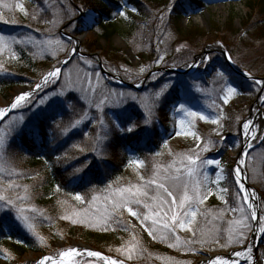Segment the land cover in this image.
Instances as JSON below:
<instances>
[{
  "label": "snow or ice",
  "instance_id": "6c2138e0",
  "mask_svg": "<svg viewBox=\"0 0 264 264\" xmlns=\"http://www.w3.org/2000/svg\"><path fill=\"white\" fill-rule=\"evenodd\" d=\"M4 7L8 8L9 5L5 4ZM16 7L26 16L28 15L23 5L18 4ZM57 7L61 8V17L44 19V23L56 24L58 31L45 32L44 39L31 32L19 38L0 33V52L9 50L13 59L17 58L15 55L17 50L23 52L31 48H39L41 51L54 49L53 56L58 52L64 53V59L57 58L51 70L43 75L34 87L30 86L18 92L8 106L0 108V232L19 231L22 228L37 240H43L35 230L36 223L40 217L44 219L47 217L39 213L37 208L25 206L32 198L31 192L28 185L19 181L27 174L15 171L14 164L19 152L23 151L17 141L23 142L25 138H30L33 145L39 143L43 147H48L52 144L51 152L60 153L55 155V161L57 163L64 161L67 165L65 171L71 169L73 179L69 183L88 190L84 195L79 192L75 195L66 193L82 206L80 211L74 212L75 216L81 217L89 226L99 224L102 229L107 230L109 224L115 223L122 225L123 230L127 231L128 225L122 223L123 214L127 212L130 217L142 222L144 230L150 237L156 239L159 235L162 243H167L168 248L177 251L195 253L198 251L197 245L202 247L210 242L220 244L223 238V230L217 229L211 241L204 239L203 229L194 226L198 213L207 216V211L200 212L199 206L203 205L206 199L202 188L204 181L209 179L207 166L215 165L213 169L215 180L212 183L219 186L221 181L229 182L228 186L220 187L221 193L229 197L224 199L226 211L238 213L241 217L238 221H229V224H239L240 228L233 232L229 227L227 242L220 246L244 245L246 251L251 253V245L245 243L248 240L246 233L258 231L261 240L264 241V195L249 190L244 182L245 165L249 155L248 149L253 147L251 142L259 139L264 144V120L257 123L248 118L239 125L243 141L233 144L239 152L231 170L226 171L220 167L219 160L204 158L198 152L180 159H172L168 163L153 162L147 167L144 160L138 159L131 163L135 164L137 169L143 167L144 172L139 170L136 172L135 183L124 186L118 181H113L105 184L102 189L97 187L93 184L92 176L107 164L108 149L119 138L139 136L141 133L145 136L150 135L151 118L173 92L179 89L184 93V102L180 103L175 111L183 112L186 117L205 120L206 117L202 113L187 107L188 88L194 86L197 91H202V88L200 85L190 86L178 79H171L153 85L143 98L112 88L109 82L104 81L102 72L96 71L97 63L80 51V41L74 37L75 31L78 30L75 26L76 13L82 12V9L74 8L69 13L64 0H57ZM44 13L48 15L46 10ZM116 14L125 15L119 5ZM32 19L35 20L37 17L33 16ZM80 20L82 26L88 27L99 22L91 14L86 16L82 14ZM0 22L15 24L17 20L5 18L0 14ZM36 31L38 32L39 29ZM220 47L223 49L224 46L220 45ZM228 59L232 60L231 55ZM213 60L214 56L210 52L201 56L199 63L194 61L186 64V67L198 69L201 65H210ZM159 61H163V57H159ZM232 62L235 63L234 60ZM214 71L212 82L219 85V92L223 93L220 98L223 104L227 105L229 98L238 92L241 85L223 67ZM243 75L250 81L249 87L259 93L257 100L264 105V78L253 76L250 71ZM150 78L157 81V73L151 72ZM53 85L56 87H52ZM142 86V82L136 84L137 88ZM133 104L145 109L139 119L129 112ZM258 111L264 113V109ZM17 112L21 113L18 117L15 115ZM45 112H50L51 115L44 120L40 119V114ZM57 117L61 119L57 121ZM65 117L67 120L64 119ZM48 121L52 123L49 124ZM179 123L183 126L185 121L182 119ZM88 124H92L93 128L82 133L83 139L65 148V145L77 134V130L82 126L87 127ZM47 129L52 130L49 132ZM217 135H220L219 131ZM61 149L64 150L61 152ZM209 150L205 145L203 151ZM156 155L159 156L160 153ZM55 190L60 192L61 187L57 185ZM61 218L71 220L72 223L77 222L68 215ZM179 230L191 232V238L182 239L177 234ZM254 239L253 237V241ZM138 244L133 234L127 245L117 249V253L123 256V259L113 258L96 250L70 247L59 251L55 258L51 256L41 258L37 264H80L78 257L94 258L99 264H128L133 260V252ZM244 254L242 250L233 249L229 258L208 257L205 264H240L239 258ZM232 255L237 259H232ZM87 264H91V261H87ZM170 264H178V262L171 261Z\"/></svg>",
  "mask_w": 264,
  "mask_h": 264
},
{
  "label": "rangeland",
  "instance_id": "374dc122",
  "mask_svg": "<svg viewBox=\"0 0 264 264\" xmlns=\"http://www.w3.org/2000/svg\"><path fill=\"white\" fill-rule=\"evenodd\" d=\"M32 1L33 0H0V14H3L5 18H7V16L2 13L3 11H1V8L7 4L9 7L6 8V10L10 12L11 19L19 20L20 18V20H25L37 7V4ZM43 1L54 10L53 17L59 19L62 12L60 7H57V0ZM87 1L89 5L86 9L94 8V3L99 4V2H102V0ZM107 1L119 4L121 7L120 10L125 13V15H117V11L112 12L110 24L114 26L117 32L112 35L109 43L113 48L119 50L128 61V63H115L112 69L113 73H110L115 76L116 74L123 75L125 80L129 83H138L151 72H156L158 77L157 81H153L149 77L144 86L147 88L142 93H136L130 90H124L125 92H130L132 95L143 98L153 85L171 79H178L182 82H186L190 86L200 85L202 88V91H197L194 86L188 88L189 102L187 107L193 111L202 113L206 117L205 120H200L198 117H186L183 112L175 111L179 104L184 102V93L179 89L177 90L179 99L176 100V102H168L167 99L151 118L150 135L152 136L154 130L157 128L160 136V144L159 146H154L152 143L151 146H147L146 143V147L144 148H149L147 151L153 155V162L168 163L171 162L172 159H180L191 153L198 152L204 158L219 160L221 162L220 167L226 171L231 170L234 167L235 159L239 152V149L234 148L233 144L243 141V137L240 135L239 125L250 117L251 111L256 114L259 109H264V105L260 104L259 107H254L259 93L249 86L245 92L239 89L236 94L229 98V103L225 105L220 98L223 93L219 92V85L214 84L212 81L215 75L214 69L219 70L223 67L227 72L224 67L226 61L223 59L222 53L218 52L216 49L224 50L228 55H231L232 61H235V63H233L234 67L239 72L246 73L250 71L253 76L264 78V43L251 45V42L246 40V36L250 33L248 31L250 22L246 24L247 19L250 17V12L247 8V0H202L203 4L201 7H194L195 5L193 6L190 3L192 0H184L183 3H181L182 0H143L144 3L146 2L151 5H148L151 7L150 16L148 17L140 16L137 10L130 8L131 6L128 5L127 0ZM18 4L23 5L25 11L28 13L27 16L24 12L20 11V8L16 7ZM95 8L98 7L96 6ZM174 9L177 15L174 13ZM259 18L260 17H256L251 26L254 22H258ZM171 21L174 22L175 29L171 28ZM14 27H17V30L13 29L15 33H13V35L17 37L20 36V26ZM216 29L220 31L225 30V32H228L230 29L232 30L237 40V51L236 49L231 50L225 47L221 49L220 45H223V43L220 42V38L215 39L214 34L209 37V42H205V40L202 39L196 41L193 45L185 41V38L183 39L181 36V34L188 31L190 32L191 30L196 33L204 31L206 35L209 36L208 34L210 33L211 35L213 33L212 31ZM46 30L50 33H56L58 27L56 24H50L49 26L46 25ZM174 31L179 33L182 31L179 35L180 41L176 38ZM102 34L103 30L101 29H96L94 32L86 34L82 43L83 49L86 50L88 47L92 49V52H99L100 56H102L103 50L108 48L106 40L100 36ZM220 35L221 34H219L218 37ZM257 35L258 32L255 31L250 37L252 39H257ZM225 40H227L226 37ZM136 41L139 45L136 44ZM145 43H147V45L144 47ZM212 45L214 48L210 49V52L214 56L213 62L210 65H201L198 69H193L196 71H194L195 74H201L199 79L190 76L171 74L165 71L170 68L185 70L187 68L186 64L193 63L196 56H199L207 47H212ZM246 45L251 46L247 49L244 47ZM210 52H208V54ZM10 57H12V53L9 50L0 52L1 69H12V63L9 61ZM53 57L55 60L48 63L50 70L51 66L56 63L57 58L60 60L64 59V53L58 52L56 56ZM159 57H163V61H159ZM141 69H143V71H141ZM73 71H76L75 66H73ZM96 71L99 72L97 68ZM161 73H163L162 76ZM35 74L36 73H34V75ZM240 79L250 83L248 79ZM104 81L106 82L105 79ZM34 85L35 84L31 82L29 84L17 86L12 91L4 94L0 93V108L8 106L15 94L28 89L30 86L34 87ZM52 87L56 86L53 85ZM115 87L119 91L122 90L120 87ZM171 96L172 95H170V97ZM141 103H143V101H141ZM162 109L165 110L166 115V119L164 120L162 119V114H160ZM133 110L139 113L145 111V109L136 104H133V106L129 108L130 113ZM15 115L18 117L20 113L17 112ZM259 116L261 117V115ZM182 119L185 121L183 126L179 123ZM213 120L217 122L213 123ZM260 120H264V113H262V118H260ZM189 121H191V123H189ZM51 123L50 121V124ZM217 131L220 132V135H217ZM142 135L144 136L143 133ZM143 140L146 141V139ZM205 145L210 149L208 152L203 151ZM252 145L253 147L248 149L249 155L246 158L245 171L250 184L258 188L264 195V144L257 139L252 142ZM156 153H160V155L157 156ZM138 159L143 160L138 156L130 158L125 167L127 175L117 177L118 180L123 182L124 186L128 183L136 182V172L138 170L142 173L144 172L143 167L137 169L136 165L131 163ZM145 166L147 167L146 163ZM215 167V165L207 166L209 179L204 181V187L202 188V192L206 195V199L203 205L199 206L200 212L207 211V216L205 217L198 213L197 221L194 226L203 229L205 233L203 238L209 241H211L217 229H222L223 238L220 240V244L210 242L204 244L202 247L197 245L198 251L195 253L168 248L167 243H162L160 241L159 235H157L156 239L150 237L144 230L142 222L136 218L130 217L127 212H125L122 221H124L123 224L127 223L129 225V230H123L124 232H122V235L124 237H120L118 241L107 240L106 243L99 245L97 248L85 244L84 241L78 240L70 243H62V246L59 247V251L73 247L72 245L74 244H82L83 246H89L105 252L113 258L119 257L123 259L124 257L119 256L116 250L127 245L131 241L132 235L135 234L137 241H139L140 236H144L146 244L159 253L152 255L148 254V257H146L137 247L133 252V260L129 261L128 264H170L171 261H176L178 264H194L208 255L227 252L231 248L242 246H220L227 242L229 227H231L233 232L238 231L240 228L239 224H229V221H238L241 217L238 213L226 211L227 206L224 204V199H229V197L221 193L220 187L228 186L229 182L221 181L219 186L212 183V181L215 180V174L213 172ZM216 171H219V169H216ZM78 211H80V209H78ZM148 223H150V221ZM126 233L129 234L126 236ZM177 234L182 239H190L192 235L191 232L186 230H179ZM246 234L249 240L251 233ZM248 240L245 243H247ZM42 257L43 256H37L31 253L27 254L22 261L23 264H37L38 260ZM77 259L80 261V264H87V261H91V264H99L94 258L78 257ZM257 261L258 264H264V241H262L259 246Z\"/></svg>",
  "mask_w": 264,
  "mask_h": 264
},
{
  "label": "trees",
  "instance_id": "16d2710c",
  "mask_svg": "<svg viewBox=\"0 0 264 264\" xmlns=\"http://www.w3.org/2000/svg\"><path fill=\"white\" fill-rule=\"evenodd\" d=\"M74 1L83 9H86L89 5L87 0ZM32 2L37 4L33 13L25 20H20L19 18L17 23L13 25L20 26L21 35L31 32L33 35L44 39L46 38L44 35L45 32H48L46 30V25H50L44 23V19L53 18L54 10L47 3L45 4L43 0H33ZM128 2L138 10V13L141 16H150L149 13L151 7L148 6L150 5L149 3H144L143 0H128ZM64 3L65 6H67V11L71 13L74 8L70 1L65 0ZM190 3L193 6L195 5L194 7L202 6L201 1L199 0H192ZM93 6L100 8L108 19H112L111 13L114 11V6L109 8L103 2H99V4L94 3ZM247 8L250 12V17L247 19L246 24L247 22H250V28H248L250 33L246 36V40L251 42V45L264 43V0H247ZM44 10L47 11L48 15H45ZM115 10H117V6L115 7ZM1 11H3L2 13H4L7 18L11 19V14L6 8L2 7ZM174 13L177 15L175 9ZM33 16L37 17V19L33 20ZM256 17H260L259 21L254 22V26H251ZM173 23L174 22L171 21L170 26L175 29ZM13 25L0 22V33L13 35L14 31H11L10 29V27H14ZM80 27H82L81 22L76 25L78 30ZM37 29H39L38 32L36 31ZM100 29L103 30V34L100 36L103 37L108 44V48L103 50L102 61L106 69L113 73L112 69L115 63H128V61L119 50L113 48L109 43L112 35L117 32L114 26L108 23L102 25ZM78 30L75 32H78ZM255 31L258 32L257 39H252L250 36ZM212 32L211 35L209 33V36H207L204 31L196 33L191 30L184 34H181L182 31H180V33L174 31L178 41H180L179 35L181 34L182 38H185V41L191 45L202 39H204L205 42H209V37L214 34L215 39L220 38L222 40H220V42L223 43L225 48L231 50L236 49L237 51L236 36H234L231 29L228 30V32H225V30L220 31L219 29L213 30ZM219 34L221 35L218 37ZM20 36H18V38ZM224 36L227 40H225ZM136 44L139 45L137 41ZM146 45L147 43L144 44V47ZM251 45H246L244 47L249 49ZM52 52L53 50L41 51L39 48H31L29 51L23 52L17 50L15 53L17 58L13 59L10 57L9 60L12 63V69L6 70L0 68V93L4 94L12 91L17 86H22L31 82L35 84L41 80L43 75L50 70L48 63L55 60L52 56ZM85 52L91 53L92 49L87 47ZM34 73L36 74L34 75ZM116 75L125 79L123 75ZM234 80L241 85L240 90L242 92H245V90L248 89L249 82L242 81L241 79ZM110 86L117 89L114 85L110 84ZM178 97L179 95L177 92H173L172 96L168 97V102H176V100L179 99ZM131 113L135 114L138 119L143 114V112L139 113L136 110H133ZM160 114H162L163 120L166 119L164 109L161 110ZM48 115H51V113H41L40 119L44 120ZM56 119L59 121L61 118L57 117ZM64 119L67 120V117ZM48 123L50 124V121H48ZM98 127L99 126L97 125V130ZM92 128V124H88L87 127L82 126L77 130V134L72 140L65 145V148L70 147L73 142H80L83 139L82 133L84 131H90ZM51 130L52 129H47V131ZM143 139H146V141ZM159 139L160 136L157 128L154 130L152 136H143L141 133L139 136L134 135L129 138H119L106 153L107 164L93 174V184L101 189L104 188L105 184L113 181H118V183L124 185L122 181L117 179V177L127 175V172L125 171L126 163L132 158V156H138L145 161L147 166H149L153 163V155L147 151L149 148L144 147H146V143L147 146H151L152 143L154 146H159ZM17 143L20 144L23 151L19 152L18 159L14 161L15 171L27 174L26 177H22L19 182L29 186L32 197L30 201L26 202L25 206L37 208L38 212L43 213V216H46L47 219L40 217L36 223L35 230L39 236L43 237L42 241L37 240L22 228L19 231L9 232L5 230L0 232V264H23V258L31 253L37 256H55L59 252V245L61 243H70L81 240L84 241L85 244L98 248L99 245L106 243L107 240L118 241L120 237H124L122 235V232L124 231L121 225L111 223L109 224L108 229L104 230L99 224L89 226L81 217L74 215V212H77L82 206L74 201L72 196H69L66 193H72V195H75L79 192L81 195H84L88 190L86 188L77 187L76 184L69 183V181L73 179L71 169L65 171V167L67 166L66 163L64 161H60L59 163L55 161V155H59L60 153L53 154L51 152V148L53 147L52 144H49L48 147H43L39 143L33 145L30 138H25L23 142L17 141ZM63 150L64 149H61V152ZM70 154L80 155L79 153ZM57 185L61 187L60 192H56L55 190ZM64 215L72 217V219L77 220V222L72 223L71 220L62 219L61 217ZM123 222L124 221H122V223ZM128 234L129 233H126V236ZM138 242V249L146 257H148V254L152 255L159 253L157 250L146 244L144 236H140Z\"/></svg>",
  "mask_w": 264,
  "mask_h": 264
},
{
  "label": "water",
  "instance_id": "95a60500",
  "mask_svg": "<svg viewBox=\"0 0 264 264\" xmlns=\"http://www.w3.org/2000/svg\"><path fill=\"white\" fill-rule=\"evenodd\" d=\"M75 7H76V6H75ZM76 8H78V7H76ZM82 14H84L85 16H86L87 14H91V15L95 16L99 22L96 23V24H94V25L91 26V27H88V26L85 25V27H84L83 29L80 30V33H81V34H80L79 36H75V39L78 40V41H80V43H79V49H80L81 52H82V50H81V45H82V41H83L85 35L88 34V33H90V32H92L96 27L100 26V25L105 21L103 15H102L99 11L92 9V10H88L86 13L79 12V17L76 18L75 22H77V21L80 20V16H81ZM206 53H207V52L205 51V52H204V55H206ZM83 55H85V56H87V57H89V58H94L95 60H97V62H98L99 65H100V68H101L102 74H103L105 77H107V76L111 77V75H110V74L104 69V67H103V65H102V62H101V60H100L99 53H95V54H84V53H83ZM223 55H224V57H225V59H226V61H227L228 70L232 73V75L235 76V77L246 78V77L243 75V73L238 72V71L234 68V66L232 65L231 60L228 59V55L226 54V52L223 51ZM165 71H168V72H170V73L180 74V75H182V74H183V75H186V74H187V73H185V72H181V71H179V70H175V69H167V70H165ZM116 79L118 80L119 84H120L122 87H124V88L131 89V90H134V91H140V90H141V88H137L136 85H133V84H128V83H126L124 80H122L121 78L116 77ZM145 82H146V79H145L142 83L144 84ZM255 105L259 107V106H260V102L257 100ZM258 113L261 114V111H259ZM250 118H254V120H256V118L253 117V115H252V111H251V113H250ZM245 176H246V179L244 180V182H245L246 185L248 186L249 190H250V191H251V190H255V191H257L259 194H261V192H260L257 188H255L254 186H252V185L249 183L248 176L246 175V172H245ZM261 195H262V194H261ZM257 235H259V238H256V237H255V239H254V243H253V246H252V247L254 248L253 256H254L255 258H256V256H257L258 247H259L260 244L262 243V240H261V238H260V234L258 233V231H257V234H256L255 236H257ZM73 247L78 248V249H81V250H84V249L95 250V249H93V248H91V247H89V246H83L82 244H74ZM252 247H251V248H252ZM96 251H98V250H96ZM101 253H102V252H101ZM102 254L106 255L105 253H102ZM244 255H245V254H244ZM222 256H223V255H222ZM53 258H55V257H53ZM224 258L227 259V258H229V256H224ZM231 258H232V259H237L236 257H232V256H231ZM247 258H248V255H246V256H244V257H242V258H239V260H240V264L244 263V262L246 261ZM255 264H257V263L255 262Z\"/></svg>",
  "mask_w": 264,
  "mask_h": 264
},
{
  "label": "bare ground",
  "instance_id": "6f19581e",
  "mask_svg": "<svg viewBox=\"0 0 264 264\" xmlns=\"http://www.w3.org/2000/svg\"><path fill=\"white\" fill-rule=\"evenodd\" d=\"M255 117H257V116H255ZM261 117H262V115H261ZM259 119H260V118H259ZM252 142H253V141H252ZM252 142H251V143H252Z\"/></svg>",
  "mask_w": 264,
  "mask_h": 264
}]
</instances>
